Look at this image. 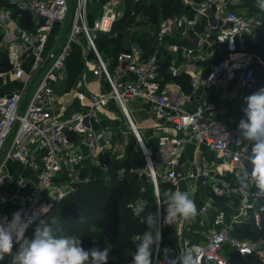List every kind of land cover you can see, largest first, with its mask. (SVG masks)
I'll return each mask as SVG.
<instances>
[{"label": "built area", "instance_id": "built-area-1", "mask_svg": "<svg viewBox=\"0 0 264 264\" xmlns=\"http://www.w3.org/2000/svg\"><path fill=\"white\" fill-rule=\"evenodd\" d=\"M151 1L109 0L89 23L90 0H0L11 5L0 6V62L6 55L12 66L8 73L22 82L21 89L0 96V156L4 153L0 159V221H11L14 213H21L22 220H31L25 232L31 240L33 227L54 205L89 183L94 169L106 181L112 173L119 178L125 175L126 169L113 161L121 148L115 142L121 127L105 117L114 103L141 149L145 168L134 173L148 177L157 198L161 181L171 184L174 191H182V182L190 181L192 196L201 181L206 191L197 211L204 244L189 240L185 236L189 221L178 219L173 223L174 242L154 251L153 264H166L165 249L169 258L191 252L196 264H264V237L249 240L234 235L238 225L261 227L264 216V197L254 187L241 191L238 179L243 167L251 170L252 145L239 142L238 130L224 123L217 102L204 99L189 109L192 93L167 81L162 68L165 56L176 52L184 40L188 58L213 61L206 75L199 73L197 62H187L184 69L192 89H223L227 102L242 103L246 91L258 84L255 65H264L248 47L264 31L263 20L248 12L246 0H180L184 6L180 14L162 19L156 29L131 39L114 61L103 58L97 40L112 31L120 15L118 7ZM70 2L71 9L74 4L71 24L55 49L57 54L47 62L55 52L47 51L49 37L56 24L67 22ZM14 9L30 18L32 29L20 24ZM80 37L86 43L84 62L98 81L97 89L79 93L86 110L59 119L54 115V86L64 76L73 46L81 45ZM205 46L209 51L203 53ZM170 73L176 78L179 70L171 64ZM135 99L153 103L176 134L160 136L154 147L145 144L128 107ZM190 145L199 155L184 175L176 166ZM18 248L14 242L13 255ZM11 260L6 255L0 264H11Z\"/></svg>", "mask_w": 264, "mask_h": 264}, {"label": "trees", "instance_id": "trees-1", "mask_svg": "<svg viewBox=\"0 0 264 264\" xmlns=\"http://www.w3.org/2000/svg\"><path fill=\"white\" fill-rule=\"evenodd\" d=\"M104 1V0H99ZM149 10H157L158 7L166 15L173 13L170 7L175 5L174 11H180V0H153L146 3ZM0 6L9 7L11 5L6 2H0ZM136 6L128 2L126 7ZM249 13L258 15L264 23V11L260 10L256 5V0H246L244 4ZM158 12L155 11V17ZM14 16L19 18L20 24L28 29H32L34 24L30 18L14 9ZM126 17L120 21H116L113 25L117 33L116 36L101 34L97 40L98 47L110 53L112 47L113 55L111 58L114 61L120 51H126L124 31L127 26L124 24ZM248 47L254 51L264 62V31L261 32L255 40L249 42ZM170 55L165 56L162 60V68L166 75V80L173 79L168 73L170 67ZM212 62L206 64L208 71ZM6 55L2 56L0 62V72L4 67L8 66ZM256 75L259 77L258 71L264 75V65L257 63L255 65ZM262 70V71H261ZM206 71V74L208 73ZM260 75V76H261ZM175 81L183 84L186 92H191L190 77L182 76L174 78ZM257 84V85H258ZM256 85V86H257ZM264 86V77L262 79ZM255 86V87H256ZM134 154H129L130 158L125 162L126 173L123 177H116L112 173L109 180L104 179V175L97 169L93 170V179L84 185H81L77 191L62 202L54 205L51 210L33 227L32 238L34 237L35 229L41 221H47L53 227L54 234L59 235H77L82 239V246L89 250L92 248H105L111 244L112 250L109 254L108 264H132L133 253L136 250V243L139 242V237L143 234L147 225L142 223L141 219L133 214L132 208L129 205H137V201L146 203L145 215L147 213L155 214L157 212V196L154 192V187L149 180L139 178L137 174L131 173V167L137 165L131 163L134 161ZM128 156V157H129ZM141 159L142 154L140 152ZM174 188L171 184L160 182L159 196L164 190ZM166 212L161 209L160 230L162 233L161 246H166L174 242L173 224L164 225L163 217ZM56 221V223H53ZM234 235L241 239L258 240L264 237V216L261 221V227H256L252 223L238 225L234 231ZM155 249L153 250L154 254ZM153 258V255H152Z\"/></svg>", "mask_w": 264, "mask_h": 264}, {"label": "clouds", "instance_id": "clouds-1", "mask_svg": "<svg viewBox=\"0 0 264 264\" xmlns=\"http://www.w3.org/2000/svg\"><path fill=\"white\" fill-rule=\"evenodd\" d=\"M257 7L264 11V0H256ZM247 105L242 111L245 119L238 124L240 143L252 145L248 156L251 170L241 169L240 190L254 187L260 197H264V88L244 98ZM3 182V181H2ZM0 182V183H2ZM157 212L145 213V207L129 205L133 214L147 225L136 243L132 254V264H153V250H159L162 241L160 230V209L166 212L164 225H172L176 220L189 221L197 216V206L192 195L179 189H166L157 198ZM46 208L41 212L45 213ZM31 220H22L21 213L13 214L12 220L0 221V261L11 255V264H108L111 244L105 248L84 249L82 239L77 235H55L53 227L47 221H41L36 227L34 237L25 238V232ZM56 223V221H53ZM14 242L19 244L15 255L12 254ZM166 264H196L191 252L181 251L175 258H169L165 249Z\"/></svg>", "mask_w": 264, "mask_h": 264}, {"label": "crops", "instance_id": "crops-1", "mask_svg": "<svg viewBox=\"0 0 264 264\" xmlns=\"http://www.w3.org/2000/svg\"><path fill=\"white\" fill-rule=\"evenodd\" d=\"M97 2L98 0H90L89 17H88L89 23H91L94 20V15H93L94 12L92 13L91 7L92 5L94 6L95 3ZM65 28H66V32H65V36H66L67 28H68L67 22L66 24L63 25L56 24L54 26L52 33L49 37V41L47 43V51H55V49L63 41L64 38L62 35L64 33ZM80 40H81V45L73 46L71 55L67 60L68 61L66 64L67 71L65 73V76H63L62 80L54 86L57 95V99L54 107V115L59 119H67L78 115L81 111L86 110V106H84L83 103L80 101V98L78 96L79 93H84L85 91H87L86 89H88V92H92L93 89L94 90L97 89V85H98L97 79L92 75V72L90 70L88 71L84 66L86 64L84 62V50L86 47V43L83 37H80ZM134 40H136V38H134ZM183 46H184V40H182V42H179L178 50L170 55L171 64H173L179 70V74L176 78L182 76H189L184 69L187 62H192V63L197 62L198 66L201 69V72L199 73L206 75V71H208L206 64L213 61L211 59L197 61L193 57L188 58L187 55H184ZM208 51H209V47L205 46L202 52L206 53ZM74 57H77L76 60L73 59ZM78 57L79 59H81V61H78ZM73 60L75 61V63L76 61L78 63L75 65ZM28 61H31V59H28ZM168 73H170V67L168 69ZM4 80L5 77L1 76L0 96L10 94V93L4 94L3 90H5V86H6ZM13 80H14L13 82L18 83V85L20 84V89H21L22 88L21 81L17 79H13ZM170 80L175 81L174 78ZM175 82L183 88L182 83L177 81ZM31 89L29 91L30 94H31ZM191 93H192V100L189 103L188 106L189 109H194L200 103H202L204 99H208V100H213L220 105L219 108L222 109L221 115L224 116L223 108L227 101L225 99L226 93L223 91V89H221V91H218L217 89L214 90L200 86L195 90L192 89ZM110 106H111L110 110L107 113V116L105 117L111 119V121H113L115 125L121 127L122 130V132H119L116 138H118L121 135H125L126 133L131 134L126 121L125 120L122 121L121 119L122 116L119 113V109L116 107V105H114V103H112ZM128 107L130 109L132 119L135 121L137 128H139L141 136L143 137V134L145 133L148 136V139L152 141V144H148V145L152 147L156 146L158 138L162 135L169 136L176 134V131L174 130L173 126L169 123V120L166 117H164L160 112H158L154 104L151 103L150 101L145 99L131 100L128 102ZM145 134L144 136H146ZM201 150H203L202 152L204 154L209 156V153H206L207 149L205 147H202ZM198 155L199 152L197 151L195 146L193 145L188 146L187 149L179 156L178 163L176 166L177 171L183 173L184 175L189 173L193 169L194 162L197 159ZM113 161L114 164L117 163L116 154L114 155ZM121 166L126 169L125 163ZM190 184L191 182L187 180L185 182H182L181 184L182 191H187L191 194ZM205 192H206L205 187L201 184V181H199L198 192L194 196H192V198L195 200L197 211L199 207L202 205V203L205 201V196H206ZM203 232H204V228L198 226V216H196L195 219L193 220H189V227L188 230H186V234H185V236L189 240L195 243L204 244L205 237Z\"/></svg>", "mask_w": 264, "mask_h": 264}, {"label": "rangeland", "instance_id": "rangeland-1", "mask_svg": "<svg viewBox=\"0 0 264 264\" xmlns=\"http://www.w3.org/2000/svg\"><path fill=\"white\" fill-rule=\"evenodd\" d=\"M109 0H104V1H98L97 3H95V5L91 7V11L94 15V19L96 18L97 15H99L102 11L103 8L105 6V4L108 2ZM70 4V10H71V2ZM182 7H180V11H174L175 9V5L170 7V11H172L173 9V13H170L171 15H166L163 13L162 8L158 7L157 10L153 11L149 10V7L146 3H142V4H138L136 6H130V7H126L124 5L118 7L117 12L120 13L117 19V21H120L121 19H123L124 17H126V21H125V25L127 26L126 30L124 31V39H125V47L126 49L129 47V43L131 39H134L136 37H140L143 31H147V30H154L156 29V27L158 26L159 22L167 17L170 16H174L177 14H180V12L182 11V8L184 7L183 4H181ZM155 11L158 12V15L155 17ZM93 20V18H92ZM66 24V23H64ZM65 32H66V28L64 29V33H63V38H65ZM113 34V28L112 31L110 33H107V35H112ZM114 36L117 35V33L115 32V28H114ZM64 40V39H63ZM110 53L106 52V50L101 49L99 47V51L100 54L102 55L103 58H105L108 61H113L112 60V47L110 48ZM52 50V49H51ZM124 52V51H120L119 53ZM77 57H74L73 59L76 60ZM261 58V57H260ZM73 60L74 64L76 65L78 62ZM78 61H81V59H79L78 57ZM68 62V61H67ZM9 63V67H4V70L1 71L2 72V77H5L4 83L6 84L5 86V90L4 94L6 93H12L18 89H20V84L18 85V83L13 82L14 80L12 79V76L8 73L12 70V66L10 65V62L8 60ZM67 64V63H66ZM86 67V69L89 71H91L90 66L88 65H84ZM67 66H65V70L63 75L65 76V73L67 71L66 69ZM262 71V70H261ZM261 73L258 71V77H259V84L256 87H253L251 89H249L248 91H246L245 97L257 92L258 90L264 88V86L262 85V79L264 77V75H261ZM42 77V75L39 77V79ZM38 79V80H39ZM22 83V82H21ZM38 83V82H37ZM37 83L32 87L31 89V94L33 93V91L35 90V88L37 87ZM1 86V83H0ZM88 87V86H87ZM87 91H85V93H90L88 92V89H86ZM7 91V92H6ZM10 91V92H8ZM247 105L245 104V102L242 103H229L226 102V104L224 105L223 108V114L222 115V120L224 121V123L227 126H232L234 129L238 130V124L239 121L241 119H245L246 117L244 116V112L242 111ZM122 121H124V119L121 117ZM123 123V122H122ZM127 131V130H126ZM144 133V132H143ZM145 134V133H144ZM143 134V140L145 142V144H152V141L150 139H148V136H144ZM146 137V138H145ZM115 142L121 146V148H118L117 153H116V165H123L125 163V161H127L130 156L129 154H134V161H131V163H136L137 165L132 166L131 167V173H134V170L136 169H144V163L141 159L140 156V152L141 149L136 141V138H134L131 134L126 133L125 135H121L118 138L115 139ZM129 156V157H128ZM144 180H148L147 176H143ZM138 204H140V201H137ZM143 206L146 205V203H142Z\"/></svg>", "mask_w": 264, "mask_h": 264}, {"label": "water", "instance_id": "water-1", "mask_svg": "<svg viewBox=\"0 0 264 264\" xmlns=\"http://www.w3.org/2000/svg\"><path fill=\"white\" fill-rule=\"evenodd\" d=\"M73 11H74V4H72V9H71V12H70V14H69V16H68V20H67V27H68V28H69V26H70V24H71ZM68 28H67V29H68ZM56 54H57V51H55V52L53 53V55H52L51 57H49V59H48L47 62H50V61L52 60L53 56L56 55ZM3 156H4V153L1 154L0 159H2Z\"/></svg>", "mask_w": 264, "mask_h": 264}, {"label": "bare ground", "instance_id": "bare-ground-1", "mask_svg": "<svg viewBox=\"0 0 264 264\" xmlns=\"http://www.w3.org/2000/svg\"><path fill=\"white\" fill-rule=\"evenodd\" d=\"M138 135H139V137H141L140 133Z\"/></svg>", "mask_w": 264, "mask_h": 264}]
</instances>
